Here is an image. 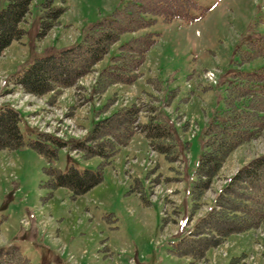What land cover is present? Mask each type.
<instances>
[{
  "label": "rangeland",
  "instance_id": "374dc122",
  "mask_svg": "<svg viewBox=\"0 0 264 264\" xmlns=\"http://www.w3.org/2000/svg\"><path fill=\"white\" fill-rule=\"evenodd\" d=\"M127 1L55 0L67 7L60 18L62 26L41 37L45 0H33L21 24L25 34L1 56L0 108L10 105L18 110L26 144L0 150V249H17L31 264H228L241 255H246L241 261L245 264H264V223L230 235L202 260L175 251V244L189 235L223 185L264 153V132L239 146L205 192L199 210L190 216V191L204 153L205 127L215 117L223 118L232 75L264 66V57L241 58L247 42L264 34V0H193L196 6L189 21L165 22L157 16L146 29L159 39L140 68L142 76L103 94L93 91L99 71L111 64L119 45L144 31L122 34L96 71L77 86L63 89L53 104L52 93H26L12 79L36 58L82 42L93 24ZM8 2L0 0V13ZM211 71L215 82L209 79ZM133 103L142 107L140 125L157 117L170 128L178 153L174 161L151 149L140 131L110 163L99 156L84 158L72 149L97 120ZM44 137L67 143L59 147L48 142L57 148L55 167L63 172L73 166L100 172L102 181L79 196L66 187L51 188L49 162L30 146Z\"/></svg>",
  "mask_w": 264,
  "mask_h": 264
},
{
  "label": "trees",
  "instance_id": "16d2710c",
  "mask_svg": "<svg viewBox=\"0 0 264 264\" xmlns=\"http://www.w3.org/2000/svg\"><path fill=\"white\" fill-rule=\"evenodd\" d=\"M32 2L9 0L1 11L0 58L13 41L20 40L25 34L21 24L30 13ZM195 6L193 0H128L109 17L93 24L82 42L36 58L28 69L13 76L14 82L29 94L42 96L52 93L49 102L53 104L63 89L77 86L81 78L96 71V65L120 40L122 34L146 30L156 22L157 16L165 22L175 19L189 21L193 19L190 13ZM66 10L67 7L56 5L55 0H45L39 35L46 36L59 25ZM158 39V34L146 31L119 45L111 64L98 73L94 93L103 94L115 84H133L142 76L140 68ZM245 50L241 54L243 61L264 57V34L256 40H249ZM226 90L223 118L210 120L204 130V153L195 170L190 191V216L199 210L201 199L231 154L264 132V66L252 71H237L232 75ZM113 100H109L107 106ZM141 112L142 107L136 103L117 108L109 116L100 119L83 140L74 142L72 149L81 151L84 158L99 156L110 163L121 148L130 143L134 134L140 131L152 149L174 161L178 153L170 128L158 121L157 117L140 125ZM20 121L15 109L10 106L0 109V150H17L25 146ZM51 138H38L30 142V146L49 162L46 174L47 184L51 188L66 187L74 192V196H79L102 181L100 172L80 171L74 166L68 172H63L55 167L53 160L57 157V148L52 149L48 141L52 140L59 147H64L65 143ZM263 223L264 153L240 167L223 185L216 193L210 209L199 218L189 235L183 236L175 244V251L196 261L202 260L210 248L216 247L230 235L248 232ZM245 256L233 257L228 264H245L241 262ZM0 264L31 263L17 249L7 252L0 249Z\"/></svg>",
  "mask_w": 264,
  "mask_h": 264
},
{
  "label": "built area",
  "instance_id": "2783aa9c",
  "mask_svg": "<svg viewBox=\"0 0 264 264\" xmlns=\"http://www.w3.org/2000/svg\"><path fill=\"white\" fill-rule=\"evenodd\" d=\"M210 76L212 77V74Z\"/></svg>",
  "mask_w": 264,
  "mask_h": 264
},
{
  "label": "crops",
  "instance_id": "0c3cea01",
  "mask_svg": "<svg viewBox=\"0 0 264 264\" xmlns=\"http://www.w3.org/2000/svg\"><path fill=\"white\" fill-rule=\"evenodd\" d=\"M60 28H61V26H60ZM209 253V252H208Z\"/></svg>",
  "mask_w": 264,
  "mask_h": 264
}]
</instances>
